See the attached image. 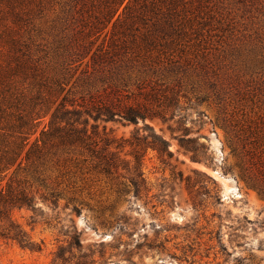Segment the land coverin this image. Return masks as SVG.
Listing matches in <instances>:
<instances>
[{
	"label": "rangeland",
	"instance_id": "obj_1",
	"mask_svg": "<svg viewBox=\"0 0 264 264\" xmlns=\"http://www.w3.org/2000/svg\"><path fill=\"white\" fill-rule=\"evenodd\" d=\"M119 1L77 0L62 34H48L49 14L23 48L17 85L50 87L54 101L30 143L63 96L118 90L148 103L175 98L167 122L147 120L172 156L137 146L146 186L137 196L117 192L129 185L124 170L107 175L78 148L49 151L42 182L24 162L42 223L28 224L27 209L12 216L41 250L0 239V264H49L74 231L88 264H264V0H130L125 10L129 0ZM14 65L0 55V69ZM97 123L130 160L134 133L152 134L141 122ZM183 133L200 162L179 145ZM51 191L57 207L40 198Z\"/></svg>",
	"mask_w": 264,
	"mask_h": 264
},
{
	"label": "trees",
	"instance_id": "obj_2",
	"mask_svg": "<svg viewBox=\"0 0 264 264\" xmlns=\"http://www.w3.org/2000/svg\"><path fill=\"white\" fill-rule=\"evenodd\" d=\"M129 2L130 0L123 7L124 10ZM76 3L77 0H0V55H10L15 64L14 67L0 69V239L16 242L30 251H39L41 246L13 218L12 212L15 209L31 211L28 224L35 226L42 223L36 216L43 211L36 205L37 191L33 189V183L27 176L19 174L24 162L26 168L32 171V177L42 182L40 168L49 151L78 148L96 157L95 166L100 167L107 175L124 170L129 185L119 182L117 192L126 193L132 189L134 196H137L142 190H146L141 172L143 154L139 155L137 146L144 143L156 150L159 156H172V152L168 150L169 141L155 132L147 120L167 122L173 116V112L168 115L169 111L177 106L175 98H164L160 103L156 99L157 103H148L135 96H120L118 90L104 95H91L88 100L83 96H80V100L63 96L54 107L46 125L30 143V137L35 133L42 117L41 111L45 107L49 109L54 101L50 99V87L43 84H30L28 88L17 85L18 73L23 71L20 57L25 55L23 48L28 42L41 37L43 29L40 23L49 14L52 17L46 27L48 34L52 37L62 34L69 27L68 19ZM90 119L93 123H90ZM97 121L141 122L152 134L139 136L138 131L134 133L133 140L129 142L133 147L130 151L133 160H130L120 156L123 146L120 143L113 146L115 138L109 136L105 125L99 130ZM168 127L173 133L174 130ZM184 135L185 133L177 138L179 145L191 153L192 161L200 162V154L194 146L196 141L193 138L185 139ZM16 162L15 169L8 175ZM60 195V192L51 191L48 195L40 194V198L57 207ZM71 211L77 215L81 213L77 206H72ZM73 247L79 251L76 260H72L75 257ZM82 249L81 241L74 231L67 246H58L49 264H88V258L92 256ZM66 252L69 253L68 256H65Z\"/></svg>",
	"mask_w": 264,
	"mask_h": 264
}]
</instances>
